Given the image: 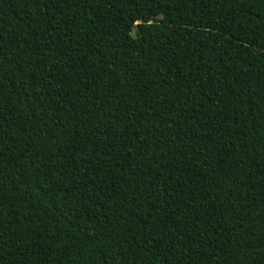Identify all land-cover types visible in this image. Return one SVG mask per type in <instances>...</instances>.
<instances>
[{"label":"trees","instance_id":"16d2710c","mask_svg":"<svg viewBox=\"0 0 264 264\" xmlns=\"http://www.w3.org/2000/svg\"><path fill=\"white\" fill-rule=\"evenodd\" d=\"M0 264H264V0H0Z\"/></svg>","mask_w":264,"mask_h":264}]
</instances>
